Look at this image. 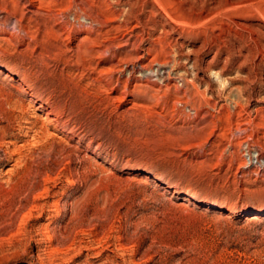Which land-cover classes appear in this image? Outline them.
I'll list each match as a JSON object with an SVG mask.
<instances>
[{
  "label": "rangeland",
  "instance_id": "rangeland-1",
  "mask_svg": "<svg viewBox=\"0 0 264 264\" xmlns=\"http://www.w3.org/2000/svg\"><path fill=\"white\" fill-rule=\"evenodd\" d=\"M135 1L0 0V264H264V0Z\"/></svg>",
  "mask_w": 264,
  "mask_h": 264
},
{
  "label": "bare ground",
  "instance_id": "bare-ground-1",
  "mask_svg": "<svg viewBox=\"0 0 264 264\" xmlns=\"http://www.w3.org/2000/svg\"><path fill=\"white\" fill-rule=\"evenodd\" d=\"M203 2V1H205V0H197V2ZM214 1V0H213ZM139 3H140V0H136L135 1V3H132L131 5H129L130 6V9H131V11H130V13H129V15H132V10L134 9V8H136L137 6H139ZM145 3L148 5V6H150V8L152 9V10H154L155 12H157V13H159L160 11H163V7H160L158 4L159 3H157L156 2V0H145ZM160 14V13H159ZM162 15H160V17H159V20L156 22V23H154V25L156 26V27H160L161 29H162V31L165 33V34H167V33H169L170 31H172V29L170 28V25L169 24H167L166 23V21H164L163 20V16L161 17ZM128 17V16H127ZM85 21H86V23H84V24H80V23H78L79 25H78V28L79 29H84V28H87V30L88 31H90V32H93V31H95L96 30V28H97V23L95 22V21H92V20H90V19H88V18H83ZM80 20V19H79ZM167 20V19H166ZM170 22V21H169ZM264 37V36H263ZM264 40V39H263ZM160 69V68H159ZM159 69H157L156 71H153V72H150L149 74H155V72L157 73V74H159V72H160V70ZM247 156L248 157H250V160L251 159H254V160H256V162H257V159L256 158H251V155H249V152L247 153ZM257 157V156H256ZM257 163H259V162H257Z\"/></svg>",
  "mask_w": 264,
  "mask_h": 264
},
{
  "label": "built area",
  "instance_id": "built-area-1",
  "mask_svg": "<svg viewBox=\"0 0 264 264\" xmlns=\"http://www.w3.org/2000/svg\"><path fill=\"white\" fill-rule=\"evenodd\" d=\"M254 163H255V164H258V165H256L255 167H258L259 164H263V163H257L256 160H254Z\"/></svg>",
  "mask_w": 264,
  "mask_h": 264
}]
</instances>
